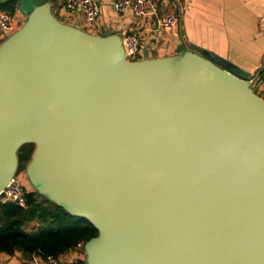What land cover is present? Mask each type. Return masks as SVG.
Here are the masks:
<instances>
[{
    "label": "water",
    "instance_id": "obj_1",
    "mask_svg": "<svg viewBox=\"0 0 264 264\" xmlns=\"http://www.w3.org/2000/svg\"><path fill=\"white\" fill-rule=\"evenodd\" d=\"M18 4L26 20L0 44V192L32 145L34 192L97 231L85 264H264L249 77L199 48L128 61L119 36Z\"/></svg>",
    "mask_w": 264,
    "mask_h": 264
},
{
    "label": "crops",
    "instance_id": "obj_2",
    "mask_svg": "<svg viewBox=\"0 0 264 264\" xmlns=\"http://www.w3.org/2000/svg\"><path fill=\"white\" fill-rule=\"evenodd\" d=\"M27 1L33 5L49 2L58 21L91 35H117L122 39L128 33L138 34V60L170 57L183 47L190 51L206 50L248 77L264 67V0H160L162 14L172 13L179 18L178 25L171 31L159 29L154 17L137 18L132 12H115L116 0H97L100 12L93 24H87L81 13L68 12L65 0ZM11 2H15L13 14L22 20V26L26 15L20 10L18 0ZM11 2L3 4L0 0V10L7 9ZM33 256L26 257L19 251L11 255L3 253L0 264H28ZM59 258L65 264L85 263L84 250L78 247Z\"/></svg>",
    "mask_w": 264,
    "mask_h": 264
},
{
    "label": "trees",
    "instance_id": "obj_3",
    "mask_svg": "<svg viewBox=\"0 0 264 264\" xmlns=\"http://www.w3.org/2000/svg\"><path fill=\"white\" fill-rule=\"evenodd\" d=\"M2 11L13 14L15 2ZM33 149L32 145L19 149L17 173L26 169ZM25 199V209L11 203L0 204V254L11 255L19 251L26 257L59 258L78 245L83 248L97 236V231L87 220L71 216L36 192H25ZM76 264L85 263L78 261Z\"/></svg>",
    "mask_w": 264,
    "mask_h": 264
},
{
    "label": "built area",
    "instance_id": "obj_4",
    "mask_svg": "<svg viewBox=\"0 0 264 264\" xmlns=\"http://www.w3.org/2000/svg\"><path fill=\"white\" fill-rule=\"evenodd\" d=\"M64 5L65 9L72 14L81 13L87 24H93L99 16L100 8L97 0H65ZM113 8L119 14L132 12L137 18L154 17L157 20V27L165 31H171L179 23V18L175 14H162L160 0H116ZM20 26L21 24L14 14L0 10V35L2 37L8 38ZM121 40L126 59L137 61L140 54L138 34L128 33ZM247 82L253 91L257 89L259 95H264V67L254 76L249 77ZM254 93L257 95L256 91ZM259 95L257 96L261 98ZM16 174L5 189L0 192V204L11 203L25 209L27 206L25 191ZM78 248H82V246L78 245ZM28 264H65V262L55 257H47L41 261L37 256H33Z\"/></svg>",
    "mask_w": 264,
    "mask_h": 264
},
{
    "label": "rangeland",
    "instance_id": "obj_5",
    "mask_svg": "<svg viewBox=\"0 0 264 264\" xmlns=\"http://www.w3.org/2000/svg\"><path fill=\"white\" fill-rule=\"evenodd\" d=\"M37 1L38 2H40V1L42 2V0H37ZM18 21L20 23L22 22V20H20L19 18H18ZM254 91H256L257 95H259L258 92H257V89H255ZM259 96L264 100V95L263 94H261ZM16 175H17V178H18V180L20 182L21 187L25 190L26 193L34 192L33 188L31 187V185H30V183H29V181H28V179L26 177L25 170L21 171V172H18Z\"/></svg>",
    "mask_w": 264,
    "mask_h": 264
}]
</instances>
